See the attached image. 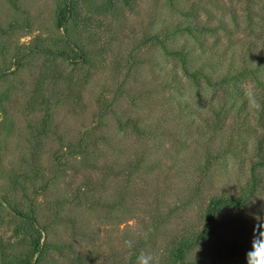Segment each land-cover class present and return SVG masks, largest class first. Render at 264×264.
<instances>
[{
	"label": "trees",
	"instance_id": "obj_1",
	"mask_svg": "<svg viewBox=\"0 0 264 264\" xmlns=\"http://www.w3.org/2000/svg\"><path fill=\"white\" fill-rule=\"evenodd\" d=\"M152 1L144 10L142 0H0V222L9 215L21 236L10 264H82L95 250L89 216L121 219L128 198L146 201L149 180L162 178L165 194L176 175L178 203L164 214L149 207L150 226L114 261L147 253L159 264H210L209 252L246 264L264 219V0ZM162 7L172 20L158 21ZM142 10L148 19L128 50L146 52L128 68L145 73L146 89L125 92V75L104 84L111 100L94 93L85 103L86 81L125 34L98 48L96 34H81L79 12L125 26ZM35 25L50 34L20 44L17 34ZM249 80L259 111L243 97ZM125 93L128 114L117 111ZM33 172L39 184L28 181Z\"/></svg>",
	"mask_w": 264,
	"mask_h": 264
},
{
	"label": "rangeland",
	"instance_id": "obj_2",
	"mask_svg": "<svg viewBox=\"0 0 264 264\" xmlns=\"http://www.w3.org/2000/svg\"><path fill=\"white\" fill-rule=\"evenodd\" d=\"M141 4L144 7V10H151L154 3L152 0H142ZM159 10H161L162 14L160 15L161 19L158 20L159 22L162 18L167 20L168 18L170 20L173 19L170 17L171 14L166 7L159 8ZM148 15L149 11L147 10L146 12L142 10L138 14L130 15L131 19L126 21V25L123 26L110 21V19L102 20L99 18L97 20L90 21L84 12H79V18L77 21H80L78 28H82L81 34H96L94 45L98 48H102L108 34H115V30L117 31L116 34H125L121 40L118 50H116L118 53L115 52V54H113L112 52L106 51V53L100 58V63L97 65L96 72L86 81V91L82 93L85 103L89 102L94 97V93L96 96L101 94V98L108 101L111 100L114 92L107 89L104 84L112 81L115 83L114 87H116L125 75H128L125 83V92L138 95L146 89L147 82L143 77L145 73L139 71L138 74H134L136 73V70L134 68L132 70L128 68L129 65L132 64L137 57L144 54L146 50L142 49L141 51H132L130 53V50L128 49L131 48L130 45L133 39L140 36V31L144 27V21L148 19ZM46 30L47 29H45V27H40L38 25H35L29 30L22 29L21 32L17 34L16 40H19L20 44H28L37 36L43 37L44 34H50L51 31L48 33ZM129 34L134 35L131 36ZM128 36L131 37L130 40ZM63 69L64 68L61 67L58 68L57 71ZM77 74L81 76L84 72L79 69ZM67 76L68 83L78 81L73 76ZM248 82L251 81L249 80ZM251 83H254L256 86L255 82ZM75 86H77V84ZM47 99V94L45 92H41V96L38 98V101L42 102V105L40 106L41 111H44ZM91 103H94V101L92 100ZM120 104L118 108L119 110H117L118 113L119 111L124 112L126 109L125 114H128V105H130V103L126 93L121 94ZM116 105L118 104L116 103ZM90 113V110H86L84 112V118H86L85 121L87 124L90 123ZM106 121L109 125H114L113 118L110 115H108ZM127 142H129V140H127ZM27 179L29 182L34 184H39L41 182L40 180H42L38 173L34 172L28 174ZM150 181L151 180L146 183L149 189L146 201L142 198H128L125 206L128 211L123 217H121V219H97V217L93 215L88 217L90 220V232L93 235L92 242H94L95 250L86 249V251H90L91 253L88 254L89 256L84 259L82 264H121V262L118 263L116 260L114 261L113 255L116 258L120 257L121 254H123V252L130 247L127 242L133 240L138 233H143L145 227L150 226V218L146 213L148 208H153L155 204L164 214L168 208L172 209L173 206L178 203L182 186V179L179 175H176V179L173 180V186L171 185V189L169 190L168 188L165 194L159 193V189L164 187L162 185V178L153 182L151 187L148 186ZM3 196H5V194L0 191V198ZM2 205L5 206V203L2 202ZM38 208L41 209L43 207H40V204H38ZM13 221L14 220H12L9 215H4L3 220L0 222V264H10L7 259V255L12 249H14L15 245L19 243L21 239V236L15 232ZM60 234L67 237L63 231H61ZM49 237L51 238V234ZM84 241L85 240H83V242ZM76 242L81 244L78 240ZM88 246L92 247L89 244ZM98 251L100 253H98ZM206 256L209 259L210 264H220V261L217 259V255L207 252ZM53 264H64V262L61 259H57L53 262Z\"/></svg>",
	"mask_w": 264,
	"mask_h": 264
},
{
	"label": "clouds",
	"instance_id": "obj_3",
	"mask_svg": "<svg viewBox=\"0 0 264 264\" xmlns=\"http://www.w3.org/2000/svg\"><path fill=\"white\" fill-rule=\"evenodd\" d=\"M242 92L250 110H261L260 93L254 83L248 82L243 85ZM127 243L131 245V241ZM137 264H159V257L154 254L141 253L137 257ZM246 264H264V219H257L253 225L250 249L246 252Z\"/></svg>",
	"mask_w": 264,
	"mask_h": 264
}]
</instances>
